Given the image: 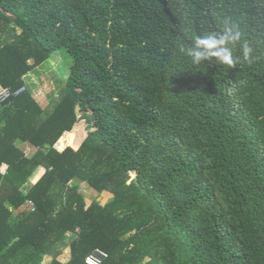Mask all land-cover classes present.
<instances>
[{
    "label": "trees",
    "instance_id": "trees-1",
    "mask_svg": "<svg viewBox=\"0 0 264 264\" xmlns=\"http://www.w3.org/2000/svg\"><path fill=\"white\" fill-rule=\"evenodd\" d=\"M209 35L232 65L193 62ZM62 48L43 106L26 77ZM0 85L27 87L0 103V264H264V0H0Z\"/></svg>",
    "mask_w": 264,
    "mask_h": 264
},
{
    "label": "rangeland",
    "instance_id": "rangeland-1",
    "mask_svg": "<svg viewBox=\"0 0 264 264\" xmlns=\"http://www.w3.org/2000/svg\"><path fill=\"white\" fill-rule=\"evenodd\" d=\"M71 64H72V60L70 56L68 55L67 51L64 48H62V49H59L53 52L51 56L49 57V59H47L44 63H42V66L40 67H43V71L42 73L41 72L39 73H41L42 76L45 75L46 76L45 81L49 83L52 82V84H54L55 86L56 92H58L59 90L64 89L66 86V80H67L68 73L70 71ZM28 75H31V73H29ZM32 78L40 79L41 77H38V76L35 77L34 75H31L30 79L32 80ZM45 81H41V82L35 81L36 82L35 86L39 88V85ZM47 82H45L46 85L48 84ZM32 86H33V89L36 88L34 87L33 84ZM77 116L79 117V120L75 123L74 127L80 125L81 129L83 128L85 130V133H87L88 131H87L86 125L88 123L83 117H81V112L79 110H77ZM21 145L22 144H19V146ZM131 176L134 177V174L132 173ZM80 190L85 195L87 204H90L92 200H98L102 204V203L107 202L112 197L111 193H106V192L99 195L100 194L99 192L86 186L85 183L83 182L80 184ZM27 206L29 205L28 204L26 206L24 205V207H21V209L27 208ZM69 257H70L69 248L66 247L63 249L62 253L58 257V260L64 263L69 259ZM50 259H51L50 256H45L43 264H47Z\"/></svg>",
    "mask_w": 264,
    "mask_h": 264
},
{
    "label": "clouds",
    "instance_id": "clouds-1",
    "mask_svg": "<svg viewBox=\"0 0 264 264\" xmlns=\"http://www.w3.org/2000/svg\"><path fill=\"white\" fill-rule=\"evenodd\" d=\"M232 39H238V33L235 34L232 37ZM224 43H225L224 38L216 39L212 35H209L205 38L196 37L195 47L189 50V55L193 57V62H196V63H198L202 57L211 55V56L218 57L219 60L224 64L232 65L234 63V60L231 56L230 50L227 48L221 47V45H223ZM249 51L250 49L247 46H245L244 48L245 57H247V54ZM86 136H87V133H86Z\"/></svg>",
    "mask_w": 264,
    "mask_h": 264
},
{
    "label": "built area",
    "instance_id": "built-area-1",
    "mask_svg": "<svg viewBox=\"0 0 264 264\" xmlns=\"http://www.w3.org/2000/svg\"><path fill=\"white\" fill-rule=\"evenodd\" d=\"M48 83V82H47ZM27 87L25 85L17 88L11 89L10 87H3L0 85V103H4L12 96H17L20 93L26 91ZM50 91V84L47 85L45 82H42L39 85V88L36 89L35 96L38 98L46 97V94ZM54 97H57V92L55 91L53 94ZM29 205L32 203L29 202ZM78 231V230H76ZM107 252L99 247L93 249L90 253H88L85 258V264H101L102 261L107 257Z\"/></svg>",
    "mask_w": 264,
    "mask_h": 264
},
{
    "label": "crops",
    "instance_id": "crops-1",
    "mask_svg": "<svg viewBox=\"0 0 264 264\" xmlns=\"http://www.w3.org/2000/svg\"><path fill=\"white\" fill-rule=\"evenodd\" d=\"M40 66H42V64L40 65ZM40 66H38L36 69H34V71H32L31 72V75H34L35 77L36 76H38V77H41L40 79H38V78H32V80L30 79V77H31V75H28V77H26V80L27 81H29V85L31 86V87H33L32 86V84L34 85V87H36L35 86V84H36V82L35 81H37V82H41V81H45V78H46V76L45 75H41V73H42V71H43V67H40ZM39 72H41V73H39ZM38 73V74H37ZM35 82V83H34ZM45 82H47V81H45ZM49 83V82H48ZM50 84V91L46 94V98L47 99H44V100H42L41 102V104L43 105V106H46V105H48V103H49V101H51L52 100V95L54 94V92L56 91L55 90V86H54V84H52V82H50L49 83ZM37 88V87H36ZM85 137H86V134H85V136L81 139V141L79 142V144H78V146L82 143V141L85 139ZM22 145H21V147L24 149V151H25V154L26 155H28V156H30V155H32L33 153H34V151H35V148L32 146V145H30V144H28V143H21ZM57 144V143H56ZM56 144H55V147H56ZM59 151H61L60 149H58ZM2 171L4 172L5 171V169H6V165H3L2 166ZM43 172H44V169L43 168H39V169H37L36 170V172H34V174L29 178V181L26 183V185L27 186H29V185H31V184H34L38 179H39V177L43 174ZM104 192H106V191H104ZM104 192H102V193H104ZM102 193H100L99 195H101ZM106 193H109V192H106ZM103 197V196H102ZM86 200V199H85ZM106 203V202H105ZM105 203H102V205L103 204H105ZM87 204V203H86ZM87 205H89V204H87ZM21 209V208H20ZM19 209V210H20ZM18 210V211H19ZM22 210V209H21ZM18 211H16V212H18ZM67 236H70V234H67Z\"/></svg>",
    "mask_w": 264,
    "mask_h": 264
},
{
    "label": "water",
    "instance_id": "water-1",
    "mask_svg": "<svg viewBox=\"0 0 264 264\" xmlns=\"http://www.w3.org/2000/svg\"><path fill=\"white\" fill-rule=\"evenodd\" d=\"M73 182H75L76 184L82 183L81 179L78 176H74Z\"/></svg>",
    "mask_w": 264,
    "mask_h": 264
}]
</instances>
